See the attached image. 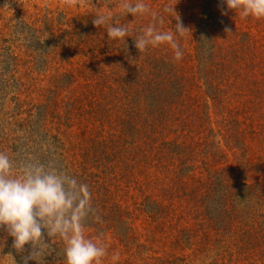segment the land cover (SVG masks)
I'll list each match as a JSON object with an SVG mask.
<instances>
[{
  "label": "rangeland",
  "instance_id": "rangeland-1",
  "mask_svg": "<svg viewBox=\"0 0 264 264\" xmlns=\"http://www.w3.org/2000/svg\"><path fill=\"white\" fill-rule=\"evenodd\" d=\"M122 2L0 0V151L87 183L100 220L85 234L118 264H264V19L222 0H144L175 6L188 30L177 61L93 24L94 4ZM51 246L45 264H61ZM30 249L0 229V264Z\"/></svg>",
  "mask_w": 264,
  "mask_h": 264
},
{
  "label": "clouds",
  "instance_id": "clouds-1",
  "mask_svg": "<svg viewBox=\"0 0 264 264\" xmlns=\"http://www.w3.org/2000/svg\"><path fill=\"white\" fill-rule=\"evenodd\" d=\"M222 2L243 18L264 19V0ZM129 14L135 19L150 18L136 35H133L135 19L131 23L120 22L119 18ZM91 15L94 25L106 29L110 41L132 37L140 53L167 45L174 50L175 60L183 57L179 40L188 30L171 4H165L157 12L144 0H123L119 6L107 9L94 4ZM169 17L171 23L173 19L177 23L171 30H165L163 25ZM90 219L98 222L100 217L93 207V193L87 183L52 161L42 162L31 157L16 161L7 152L0 151V229L12 238V247L17 252L31 246L23 264L32 260L45 264L44 258L53 251L54 239L63 244L58 253L63 258L61 264H103L106 260L118 264V253L110 255L106 244L85 234ZM7 257L15 264L11 255Z\"/></svg>",
  "mask_w": 264,
  "mask_h": 264
}]
</instances>
